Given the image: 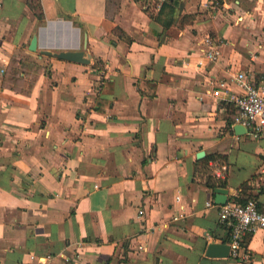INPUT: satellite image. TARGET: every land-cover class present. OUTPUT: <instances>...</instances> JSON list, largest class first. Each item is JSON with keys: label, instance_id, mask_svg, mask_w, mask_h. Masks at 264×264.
<instances>
[{"label": "crops", "instance_id": "crops-1", "mask_svg": "<svg viewBox=\"0 0 264 264\" xmlns=\"http://www.w3.org/2000/svg\"><path fill=\"white\" fill-rule=\"evenodd\" d=\"M236 71L264 88V0H0V264H264L261 229L206 255L230 236L216 166L264 211Z\"/></svg>", "mask_w": 264, "mask_h": 264}, {"label": "built area", "instance_id": "built-area-1", "mask_svg": "<svg viewBox=\"0 0 264 264\" xmlns=\"http://www.w3.org/2000/svg\"><path fill=\"white\" fill-rule=\"evenodd\" d=\"M214 1V0H209ZM204 54L209 60H216L220 56V48L217 43L208 36L204 40ZM233 79L242 86V92H230L228 99L234 103L237 113L235 121L253 127V134L264 137V88L254 86L245 80V75L236 71ZM226 84V83H222ZM218 165V164H217ZM225 166L220 165L213 169L215 183H221L225 178ZM264 170V166H263ZM179 199V196H176ZM218 205L220 222L229 229L230 236L226 243L229 245V256L245 258L247 253L243 248L244 237L256 230H264V211L258 208L253 198H247L244 202L227 200L223 204L215 203L212 199L206 201V206ZM181 213L174 215L173 219H179ZM33 258L34 255H31ZM44 258L39 257L40 261Z\"/></svg>", "mask_w": 264, "mask_h": 264}, {"label": "water", "instance_id": "water-1", "mask_svg": "<svg viewBox=\"0 0 264 264\" xmlns=\"http://www.w3.org/2000/svg\"><path fill=\"white\" fill-rule=\"evenodd\" d=\"M86 45V44H85ZM36 46V38H32L30 43V48L33 49ZM43 53L47 55H53L58 58L87 63L88 58L84 57L83 50H59L51 51L49 49H43ZM236 129H241L239 125L236 126ZM200 152L198 155H201ZM227 201V189L225 187L217 186L214 188V202L218 204H223ZM229 245L226 242L221 241H212L208 243L206 249V255L210 257H228L229 256Z\"/></svg>", "mask_w": 264, "mask_h": 264}, {"label": "trees", "instance_id": "trees-1", "mask_svg": "<svg viewBox=\"0 0 264 264\" xmlns=\"http://www.w3.org/2000/svg\"><path fill=\"white\" fill-rule=\"evenodd\" d=\"M209 186L211 187V188H215V187H217V186H221V187H225L226 186V183L225 182H221V183H215V181H213V182H210L209 183ZM247 199V198H246ZM245 199V200H246ZM245 200H241V199H234V201H237V202H244ZM258 206V205H257ZM245 242H247V239H246V241Z\"/></svg>", "mask_w": 264, "mask_h": 264}, {"label": "rangeland", "instance_id": "rangeland-1", "mask_svg": "<svg viewBox=\"0 0 264 264\" xmlns=\"http://www.w3.org/2000/svg\"><path fill=\"white\" fill-rule=\"evenodd\" d=\"M150 3V1H148ZM154 1L151 3V5L147 6L146 8L150 11H154L155 9H153L152 7L154 6Z\"/></svg>", "mask_w": 264, "mask_h": 264}]
</instances>
